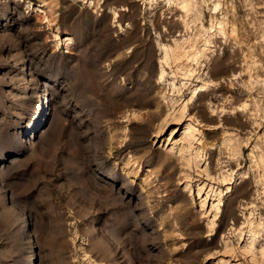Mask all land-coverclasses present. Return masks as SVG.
I'll return each mask as SVG.
<instances>
[{"label": "rangeland", "instance_id": "1", "mask_svg": "<svg viewBox=\"0 0 264 264\" xmlns=\"http://www.w3.org/2000/svg\"><path fill=\"white\" fill-rule=\"evenodd\" d=\"M0 264H264V0H0Z\"/></svg>", "mask_w": 264, "mask_h": 264}, {"label": "bare ground", "instance_id": "2", "mask_svg": "<svg viewBox=\"0 0 264 264\" xmlns=\"http://www.w3.org/2000/svg\"><path fill=\"white\" fill-rule=\"evenodd\" d=\"M187 130H189V127H186Z\"/></svg>", "mask_w": 264, "mask_h": 264}]
</instances>
